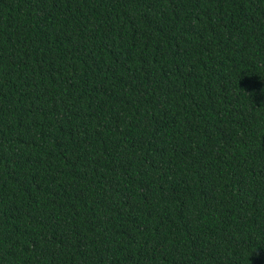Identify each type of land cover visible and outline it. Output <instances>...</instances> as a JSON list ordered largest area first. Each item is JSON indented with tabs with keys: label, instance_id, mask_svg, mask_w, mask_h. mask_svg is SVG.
<instances>
[{
	"label": "trees",
	"instance_id": "1",
	"mask_svg": "<svg viewBox=\"0 0 264 264\" xmlns=\"http://www.w3.org/2000/svg\"><path fill=\"white\" fill-rule=\"evenodd\" d=\"M0 264H264V0H0Z\"/></svg>",
	"mask_w": 264,
	"mask_h": 264
}]
</instances>
